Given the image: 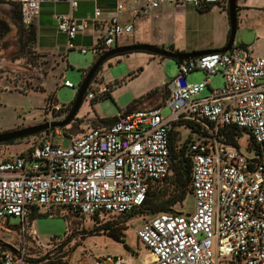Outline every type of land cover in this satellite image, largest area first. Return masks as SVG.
Wrapping results in <instances>:
<instances>
[{"label": "built area", "instance_id": "obj_1", "mask_svg": "<svg viewBox=\"0 0 264 264\" xmlns=\"http://www.w3.org/2000/svg\"><path fill=\"white\" fill-rule=\"evenodd\" d=\"M16 1L22 22L30 25L43 2L58 0ZM68 1L71 13L56 18L58 29L67 35L68 51L76 48L72 40L89 20L102 32L94 46L78 49L92 51L96 58L134 29L120 21L123 2L110 17H102L97 7L92 18L77 19L72 12L78 0ZM187 3L200 7L228 0H148L141 10ZM67 68L66 63L59 85L73 88L64 78ZM195 70L205 73L202 81H189ZM215 74L222 75L223 84L211 88L210 76ZM165 85L168 96L161 105L123 111L115 123L94 125L77 136L52 128L31 151L0 158V220L20 218L26 234L35 207L67 208L88 217L134 211L152 184L169 174L170 132L174 122L187 120L201 129L185 150L196 209L189 214L161 212L144 221L136 235L152 259L143 264H264V55L253 56L247 46L233 45L226 52L185 59ZM207 87L210 93L200 96ZM59 107L51 104L50 114ZM165 109H170L168 115ZM232 125L255 139L253 157L245 156L238 143L223 141L221 132ZM67 136L71 142L63 146ZM0 264L35 263L22 246L2 251ZM93 264L132 263L107 254Z\"/></svg>", "mask_w": 264, "mask_h": 264}, {"label": "rangeland", "instance_id": "obj_2", "mask_svg": "<svg viewBox=\"0 0 264 264\" xmlns=\"http://www.w3.org/2000/svg\"><path fill=\"white\" fill-rule=\"evenodd\" d=\"M237 5L234 44L248 45L253 56H261L264 54V0H237ZM17 7L11 0H0V15L9 18ZM177 10L184 11L186 19L193 23L187 32V46L192 47L191 51L217 47V37L224 31L219 9L200 12L194 5H184ZM156 11L158 10L153 9L148 13L152 16ZM163 12L165 14L162 19H155L151 33H157L160 28V33L164 31L163 35L167 37L171 34L168 29L172 27L175 11L167 8ZM19 33V28L15 27L0 45V132L64 120L85 77L84 72L97 59L92 51L84 53L78 47L68 51L61 38L57 39L60 42L59 48L44 54L38 51L34 43L20 39ZM127 42L129 40L123 44ZM59 53H64L67 62H64V57ZM66 63L68 68L64 78L74 84L73 88L59 85ZM133 72H137L134 77ZM177 73L176 60L150 52L134 51L112 56L102 64L89 87V93L103 86L110 88L112 97L100 99V94L95 92V96L99 98L97 101L92 100L93 97L85 98L71 122L53 129L58 128L68 135L77 136L94 126L92 120L97 116L118 117L132 103H137L132 109L155 106L167 98L168 89L165 84ZM204 78L205 73L201 70L188 75L189 81H202ZM210 83L211 88L222 86V75H211ZM156 88L150 96L142 98ZM210 91L207 87L200 96H205ZM140 98L141 102H135ZM53 103H58L60 107L52 109L50 114V105ZM169 113L170 109L164 110V115ZM176 129L180 131L183 142L191 135L198 136L197 132L182 125H177ZM36 135L0 143V158L19 154L31 147L39 140ZM71 139V136H67L62 142L63 146L69 145ZM250 139L251 134L246 130L238 138L241 151L247 157L255 155V150L248 148ZM57 140L56 138L55 141ZM175 172L172 171L173 177ZM161 187L164 194L169 196L175 190L176 182L170 179ZM173 208L185 214L194 212V195L189 192L186 199L173 205ZM147 213L146 218L151 216L150 212ZM110 218L113 217L94 219L72 213L67 208L40 207L33 218H27L28 231L25 234L20 227L21 219L11 216L8 220H0V254L10 248L25 246L28 257L36 260L35 264H93L98 256L107 254L122 255L132 264L149 262L152 259L151 253L136 235V230L144 223L145 218L139 214H135L127 222ZM109 220L127 227L124 232L129 250L101 229ZM54 237L62 241H52Z\"/></svg>", "mask_w": 264, "mask_h": 264}, {"label": "crops", "instance_id": "obj_3", "mask_svg": "<svg viewBox=\"0 0 264 264\" xmlns=\"http://www.w3.org/2000/svg\"><path fill=\"white\" fill-rule=\"evenodd\" d=\"M148 0H78V7L75 11L72 12V16L81 19V18H92L95 13V8H100L102 10V17H110L115 14V9L119 2H123L125 4V9L122 14H120L119 18L122 23H132L134 25V29L132 33L123 35L119 38L116 46L125 45L123 44L126 40H129L126 44L132 43H152L158 46L166 47V48H174L177 51H191L192 47L187 46V32H189L190 28L193 25L192 22L188 21L184 16V11L179 12L177 10L178 7H182L184 5H194V4H177V5H164L158 8L152 16L148 12H143L141 7L147 2ZM126 2V3H125ZM195 6V5H194ZM197 7V6H195ZM172 8L175 11V18L173 20L172 27L168 29L171 34L167 37L160 33L162 30L159 28L157 33H151V26L155 24V19L164 16L165 12L163 9ZM198 8V7H197ZM215 9H219L220 11V19L223 25V33L217 37L216 48L220 49L223 48L228 40L230 34V20L228 15V4L224 3H214L212 4V8L207 11H213ZM141 10V12L139 11ZM155 10V9H154ZM200 11V10H199ZM206 12V11H200ZM71 13L70 10V3L68 0H58V1H46L41 4V9L39 14L36 16L33 24L37 30V40L35 42V46L39 52L44 54H49L55 48H59V41L58 38L62 39V42L66 44L67 49V35L61 32L58 29L57 24V16L58 15H69ZM169 28V27H168ZM195 29V28H193ZM192 29V30H193ZM102 32V27L98 25H94L92 20H89L88 27L84 30L79 32L75 38L72 40V43L76 47L87 46L92 47L94 46L98 38ZM168 43V45H166ZM239 45V44H233ZM248 48V45H247ZM59 55L64 57V53H59ZM264 55V54H263ZM107 89L105 86L95 89L94 92L87 94L88 98H92L95 96V92L98 94H102L104 90ZM86 97V98H87ZM147 107V106H142ZM139 107V108H142ZM125 111V110H124ZM117 117H101L97 116L92 121L94 125H105V122L113 120ZM193 139L199 138L193 137Z\"/></svg>", "mask_w": 264, "mask_h": 264}, {"label": "trees", "instance_id": "obj_4", "mask_svg": "<svg viewBox=\"0 0 264 264\" xmlns=\"http://www.w3.org/2000/svg\"><path fill=\"white\" fill-rule=\"evenodd\" d=\"M11 1H13L14 3H16L18 5V7L15 10V13L21 19V4H20V2H18L16 0H11ZM217 4H220V3H217ZM211 8H212V4L202 5V6L198 7V9L200 11H207V10H210ZM25 36L27 37V42L35 44V42L37 40V30H36V27L34 26L33 23L30 24L26 28ZM242 45L247 46L245 44H242ZM136 75H137V72L132 73V77H134ZM156 90H157V88L148 92V94L143 96L142 98L150 96ZM108 97H112L110 88L105 89L99 98L105 99ZM99 98L97 96H94L92 98V100L97 101ZM142 98L135 100V102H137V101L141 102ZM165 99L157 105L163 104ZM136 104L137 103L130 104L125 111L132 109L133 106ZM177 125L185 126L187 128L192 129V131L197 132V133L201 132L200 127L191 121L179 120V121L173 123V127H172L171 132H170V151H171L170 172L163 180L152 184L143 204L140 207H138L137 209H135L134 211L129 212V213H124V214L106 213L103 215L97 214L95 216H92L91 218L98 219L100 217L108 216V217H113L110 219H117L118 222H121L120 219H123L122 221L127 222L129 218H132L135 214H139L145 218V221H147L148 219L154 217L158 213L168 212V211H176L173 208V205L184 201L189 192L191 194H193L192 188H191V163H190V160L187 157H185L186 147L193 140V138L190 136L186 141L183 142L181 139L182 136H181L180 131H178L176 129ZM244 130H246V129H242L236 125H232L226 129H224L221 132V137H222L223 141H225L228 144L238 145L237 144L238 138L242 135ZM246 131H248V130H246ZM36 136H38L40 139H43L45 136V131L42 134L41 133L37 134ZM35 145H36V143L32 144L31 147H28L26 150L31 151ZM256 145H257V143L255 142V139L251 135V139H250V143H249L248 148L249 149H255ZM26 150H24V151H26ZM24 151H22V152H24ZM22 152H20V153H22ZM173 170L176 171L174 174V177L172 176ZM170 179H174V181L176 182V188L169 196H166V194H164L163 188L161 186H163L164 184L169 182ZM38 209H39L38 207L33 208V211L31 213L30 217L33 218L35 213H38ZM147 212H150L149 214L151 216L146 218L145 215H148ZM78 215H80V214H78ZM123 225L124 224L119 225L118 223L112 222L109 220L105 224H103L101 229H103L104 233H106L109 237L113 238L114 240H116L118 242L123 243L124 247L129 250L130 246L126 241V234L124 232V230L127 229V227L123 226ZM29 259H31L33 262L36 261L32 258H29Z\"/></svg>", "mask_w": 264, "mask_h": 264}, {"label": "water", "instance_id": "obj_5", "mask_svg": "<svg viewBox=\"0 0 264 264\" xmlns=\"http://www.w3.org/2000/svg\"><path fill=\"white\" fill-rule=\"evenodd\" d=\"M237 9H238L237 0H228L230 34H229V40L227 44L223 48H220V49H207V50H200V51L185 52V51L173 50L170 48H166V47H162V46H158V45L150 44V43H133V44L114 46L113 48H111L110 50H108L107 52L99 56L95 60L93 65L89 68V70L87 71V74L85 75L84 79L79 85V89L76 94L75 100L64 120L49 121L46 123L29 126L23 129L0 132V143L9 142L14 139H21L26 136L35 135L40 132L52 129L54 127L63 126L71 122L74 119L77 112L79 111L85 98L87 97L89 87L96 73L101 68L102 64L112 56H115L118 54H124L126 52L146 51V52H150L155 55H160L162 57H168V58L174 59L178 62V64H180V63H183L185 59L201 56V55L216 52V51H220V52L229 51L234 44L235 35L237 31ZM118 120L119 118H115L113 120L105 122L104 124L111 125ZM10 249L16 251V249L14 248H10Z\"/></svg>", "mask_w": 264, "mask_h": 264}, {"label": "flooded vegetation", "instance_id": "obj_6", "mask_svg": "<svg viewBox=\"0 0 264 264\" xmlns=\"http://www.w3.org/2000/svg\"><path fill=\"white\" fill-rule=\"evenodd\" d=\"M28 26L22 22V19L16 13L11 14L9 18L0 15V45L7 40L15 27L19 28V38L27 41L25 30Z\"/></svg>", "mask_w": 264, "mask_h": 264}]
</instances>
